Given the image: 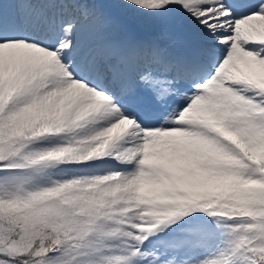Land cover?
Masks as SVG:
<instances>
[{
	"label": "snow or ice",
	"instance_id": "1",
	"mask_svg": "<svg viewBox=\"0 0 264 264\" xmlns=\"http://www.w3.org/2000/svg\"><path fill=\"white\" fill-rule=\"evenodd\" d=\"M0 264H264V0H0Z\"/></svg>",
	"mask_w": 264,
	"mask_h": 264
}]
</instances>
